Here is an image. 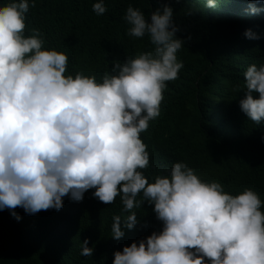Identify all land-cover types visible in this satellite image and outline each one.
I'll return each instance as SVG.
<instances>
[{"label":"clouds","instance_id":"obj_1","mask_svg":"<svg viewBox=\"0 0 264 264\" xmlns=\"http://www.w3.org/2000/svg\"><path fill=\"white\" fill-rule=\"evenodd\" d=\"M218 2L206 0V7ZM30 7L35 0L0 6V210L19 220L18 207L28 214L59 210L65 196L81 201L95 189L93 196L104 204L120 197L130 213L124 227L135 226L132 210L144 201L154 205L163 225L116 251L113 264H264V212L256 191L230 194L218 181L201 180L184 161L151 183L142 171L150 155L140 134L160 115L167 82L179 79L184 67L176 54L185 41L176 35L172 7H157L150 20L127 8V35L147 34L154 48L114 61L102 81L83 71L66 74L68 55L45 49L40 29L24 35ZM92 9L97 15L107 11L104 0ZM244 35L259 38L251 29ZM244 79L240 108L259 124L264 65L251 64ZM111 230L117 240L124 236L119 215ZM80 254H93L87 238Z\"/></svg>","mask_w":264,"mask_h":264},{"label":"trees","instance_id":"obj_2","mask_svg":"<svg viewBox=\"0 0 264 264\" xmlns=\"http://www.w3.org/2000/svg\"><path fill=\"white\" fill-rule=\"evenodd\" d=\"M11 2L0 0V6ZM95 2L35 0L25 14L24 35L40 29L45 49L68 55L66 74L83 71L102 81L114 61L123 63L154 48L147 34L127 35V8L140 9L150 20L157 7L168 4L180 29L176 35L185 41L176 54L184 67L179 79L167 82L160 115L140 134L150 155L142 171L151 183L184 161L201 180L218 181L230 194L256 191L264 212V120L256 124L240 108L245 71L251 64L264 65V0H219L214 8L206 7V0H104L103 15L93 11ZM247 29L259 38L245 37ZM94 191H86L81 201L65 196L59 210L28 214L18 207L19 220L10 210H0V264H113L116 251L162 230L154 205L144 201L134 208L137 223L128 229L130 213L120 197L104 204ZM116 215L125 233L119 240L111 230ZM85 238L93 249L90 257L80 254Z\"/></svg>","mask_w":264,"mask_h":264}]
</instances>
